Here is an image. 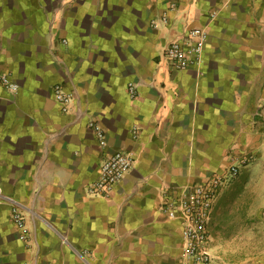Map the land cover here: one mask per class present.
Listing matches in <instances>:
<instances>
[{
    "label": "crops",
    "instance_id": "obj_1",
    "mask_svg": "<svg viewBox=\"0 0 264 264\" xmlns=\"http://www.w3.org/2000/svg\"><path fill=\"white\" fill-rule=\"evenodd\" d=\"M184 27L207 32L202 60L169 71L163 45ZM1 75L18 88L0 83V264H179L180 223L159 209L167 192L250 155L215 199L220 225L264 169V0H0ZM55 84L73 97L68 112ZM105 151L133 167L107 197L89 196ZM214 244L212 264H264V241L231 258Z\"/></svg>",
    "mask_w": 264,
    "mask_h": 264
},
{
    "label": "built area",
    "instance_id": "obj_2",
    "mask_svg": "<svg viewBox=\"0 0 264 264\" xmlns=\"http://www.w3.org/2000/svg\"><path fill=\"white\" fill-rule=\"evenodd\" d=\"M151 24L153 28L159 29L168 25V19L163 14L153 18ZM207 38V32L201 27H184L166 39L160 59L169 71H183L200 64ZM0 83L9 92L17 91L18 86L6 75L0 76ZM128 93L133 98L137 95L134 84H128ZM52 96L59 104L61 111H69L73 104V97L65 91L62 84L53 85ZM89 125L94 129L99 145L105 148V133L101 126L95 120H90ZM250 158V155L240 157L231 155L222 173L181 190L167 192L159 209L168 218L177 219L180 223L183 247L179 264H212L214 254L210 245L209 223L215 199ZM132 167L133 160L130 155L118 151L103 152L97 168V178L87 185V194L107 197L112 188ZM12 203L11 221L19 227H24L23 210L14 202ZM261 218L264 223V205L261 209ZM20 239H25V234Z\"/></svg>",
    "mask_w": 264,
    "mask_h": 264
},
{
    "label": "rangeland",
    "instance_id": "obj_3",
    "mask_svg": "<svg viewBox=\"0 0 264 264\" xmlns=\"http://www.w3.org/2000/svg\"><path fill=\"white\" fill-rule=\"evenodd\" d=\"M246 177L240 190L224 203L220 225L211 220L209 223L210 245L214 248V243L221 244V256L225 258L235 256L237 251L239 257H246L260 249L264 241L260 214L264 204V169L250 170Z\"/></svg>",
    "mask_w": 264,
    "mask_h": 264
}]
</instances>
